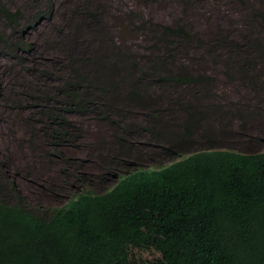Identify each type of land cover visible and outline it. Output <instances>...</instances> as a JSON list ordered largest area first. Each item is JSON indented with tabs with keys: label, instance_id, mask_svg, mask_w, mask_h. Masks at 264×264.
Returning a JSON list of instances; mask_svg holds the SVG:
<instances>
[{
	"label": "trees",
	"instance_id": "16d2710c",
	"mask_svg": "<svg viewBox=\"0 0 264 264\" xmlns=\"http://www.w3.org/2000/svg\"><path fill=\"white\" fill-rule=\"evenodd\" d=\"M43 3L27 15L0 0V19L11 30L9 34L0 30V50L9 55L16 48L29 51L25 31L49 17L53 8V0ZM263 11L251 12L253 21L258 16L263 21ZM116 21L122 41V34L145 31L150 22L133 11ZM154 25V33L193 40L182 26ZM228 43L232 56L223 70L234 71L249 88L251 80L245 76L255 71L257 62L264 63V40L247 39L248 53L240 51L242 43ZM123 47L120 43L91 57L77 58L69 75L55 86L58 99L45 94L40 111L47 112L43 123L50 130V140L68 136L73 126L66 115L89 113L90 105L101 106H93L92 114L103 120L109 121L113 113L120 115L110 120L111 128L115 124L111 137L120 129L129 135L131 127L120 119L127 116L126 108L115 106L120 98L115 101L114 95L119 97V93L148 111L144 117L146 132L151 135L148 142L161 143L164 153L195 139H214L211 128L202 126L207 116L199 101L217 102L206 92L214 77L197 67L172 70L159 57L141 62ZM149 79L169 87L201 86L193 89L191 100L175 99L171 107L156 110L146 104L155 102L145 88ZM96 90V99L91 100L87 94ZM222 106L230 117L221 130L225 135L232 131L235 116H241L231 111V104ZM167 116H171L169 121ZM163 129L177 132L176 137L167 136ZM48 214L29 208L14 183L0 178V264H264V149L199 152L164 167L136 170L111 189L81 192Z\"/></svg>",
	"mask_w": 264,
	"mask_h": 264
},
{
	"label": "rangeland",
	"instance_id": "374dc122",
	"mask_svg": "<svg viewBox=\"0 0 264 264\" xmlns=\"http://www.w3.org/2000/svg\"><path fill=\"white\" fill-rule=\"evenodd\" d=\"M1 1L29 15L45 0ZM256 9L264 10V0H243V3L240 0H53L50 16L35 22L24 33L26 41L30 42L29 51L16 48L14 54L9 55L0 50V178L4 176L12 181L33 210L43 211L62 206L84 191L102 193L118 183L119 175L125 176L138 168L169 164L193 151L209 148L243 152L263 150L264 63L257 62L255 71L245 76L251 80L249 88L247 81L234 71L225 73L223 70L224 63L232 56L227 48L229 41L242 43L240 51L248 53L249 47L244 46L247 39L261 37L264 40V20L258 16L253 21L250 16ZM131 11L150 22L145 31L122 34L125 40L122 41L120 23L116 20L124 19ZM80 13L85 16H79ZM155 23L182 26L193 40L174 33L166 36L154 33ZM0 30L11 33L1 19ZM120 43L125 46V52L128 50L141 62L160 58L165 67L172 70L180 66L183 69L197 67L214 77L206 92L214 95L217 102L208 103L202 98L199 101L207 116L202 126L211 128V135L219 138L215 143L202 140L177 153L160 152L161 148H153L156 143H146L148 133L144 117L148 111L140 104L125 100L120 93L119 97L114 95L115 101L120 98L115 106L126 108L127 116L120 119L123 125L131 127L129 135L120 129L112 130L117 135L111 137L110 131L115 124L111 128L110 120L120 115L113 113L109 121L103 120L92 114L93 106L97 109L101 106L90 105L89 113L66 115L73 126L68 136L50 140V130L43 123L47 112L40 111L46 102L45 94L58 99L55 86L69 75V67L77 58L91 57L95 52H105L107 47ZM117 85L125 90L123 84ZM200 86L169 87L149 79L145 88L155 102L146 104L156 110L167 109L175 99L191 100V92ZM98 92L87 95L93 100ZM222 103L231 104V111L241 116H235L232 131L223 137L221 130L230 121H227L229 116ZM156 113L161 115V112ZM166 119L169 121L171 116ZM162 131L173 137L177 134L171 129ZM154 150L156 153L152 155ZM113 155L128 159H111ZM139 155L144 158L138 162L130 158ZM124 161L125 166L122 165ZM119 163L121 166H117ZM109 168L113 169L100 178L101 170L109 171Z\"/></svg>",
	"mask_w": 264,
	"mask_h": 264
},
{
	"label": "clouds",
	"instance_id": "9594fccd",
	"mask_svg": "<svg viewBox=\"0 0 264 264\" xmlns=\"http://www.w3.org/2000/svg\"><path fill=\"white\" fill-rule=\"evenodd\" d=\"M229 134V133H228ZM225 135H227V134H225ZM224 134H222V137L223 136H225ZM167 136H169L170 137V135H168L167 134ZM151 139V135L148 133V134H146V143L148 144V145H154L155 143H156V145H154V147L153 148H161V150H159L160 152H162V150H164L162 147H161V143H158L156 140H153L152 141V143L150 144L148 141ZM219 138H214V139H212V140H203V141H206V142H209V143H215L217 140H218ZM198 140V141H197ZM200 141H202V139H195V141L194 142H190V143H187V144H182V145H180V146H178V147H175L172 151H170L169 153H165V154H171V153H173V152H178V151H180V150H182V149H184V148H187V147H190V146H192L194 143H196V142H200ZM129 147H130V145H129ZM224 149H229V148H219V149H216V148H209V149H201V150H197V151H193V152H191V153H189V154H187V155H185V156H183V157H181V158H179V159H176V160H174V161H177V160H180V159H183V158H186V157H189V156H192V155H194V154H197V153H199V152H208V151H222V150H224ZM234 150H237V149H234ZM240 151V150H239ZM241 152H243V151H241ZM152 153H156V151L154 150ZM164 153V152H163ZM244 153H252V152H244ZM254 153V152H253ZM88 156H90L91 157V155L90 154H87ZM100 156H101V152H100ZM99 156V157H100ZM130 158H132V160H134V161H136L138 158V160L136 161V162H138V161H140V160H142L144 157H141L140 155H139V157H137V158H133V157H130ZM119 159H121V158H119ZM125 159H128V158H125ZM123 161V160H122ZM174 161H172L171 163H173ZM123 164V166H125V164H126V162L124 161V162H122ZM171 163H169V164H171ZM169 164H165V165H161V166H159V167H164V166H166V165H169ZM117 166H121V163H119ZM159 167H148V168H138V169H135V170H133V171H136V170H140V169H149V168H159ZM111 169H113V168H109V171H106V170H101V172L98 174L99 175V177L100 178H103V177H105L110 171H111ZM65 170H67L66 168H65ZM133 171H129V173H131V172H133ZM129 173L128 174H126L125 176H118L119 177V180L122 178V177H126V176H128L129 175ZM79 180H80V178H79ZM119 182V181H118ZM116 185V184H115ZM114 185V186H115ZM113 186V187H114ZM112 188V187H111ZM110 188V189H111ZM88 191H90V190H88ZM92 192V191H91ZM22 194V193H21ZM24 196V195H23ZM73 198H75V197H73ZM26 199V202H27V198H25ZM72 199V198H71ZM71 199H69L66 203H64L62 206H59V207H54V208H52V209H50V210H43V211H40L39 209L37 210V211H35V212H38L39 214H44V212L46 211V212H48L49 214H51L54 210H57V209H60V208H62V207H64V206H66V204L71 200ZM27 205H28V202H27ZM28 207L29 208H31L29 205H28ZM32 209V208H31ZM33 210V209H32ZM48 214V215H49Z\"/></svg>",
	"mask_w": 264,
	"mask_h": 264
}]
</instances>
